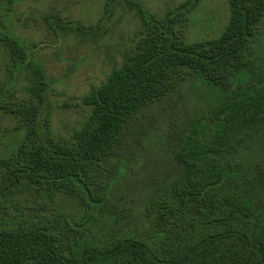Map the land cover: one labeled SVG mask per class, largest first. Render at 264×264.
<instances>
[{
	"label": "trees",
	"instance_id": "1",
	"mask_svg": "<svg viewBox=\"0 0 264 264\" xmlns=\"http://www.w3.org/2000/svg\"><path fill=\"white\" fill-rule=\"evenodd\" d=\"M201 1L185 0L161 17L140 8L142 31L134 49L83 98L90 114L69 140L52 132L42 65L35 70V104L0 103V111L16 119L21 139H11L0 169L9 180H27L49 196L73 197L81 209L77 218L25 219L0 206V264H264V203L255 207L254 201L261 179L243 157L248 138L264 123V76L250 73L264 0H228L230 20L220 36L187 43L177 26ZM4 28L0 21L2 41L21 60V72L27 49ZM192 74L222 90V101L209 123L202 117L190 122L177 154L181 178L151 205L157 229L115 228L97 238L92 226L116 181L108 178L107 164L122 137L145 107L179 90ZM124 162L118 161L120 170Z\"/></svg>",
	"mask_w": 264,
	"mask_h": 264
},
{
	"label": "rangeland",
	"instance_id": "2",
	"mask_svg": "<svg viewBox=\"0 0 264 264\" xmlns=\"http://www.w3.org/2000/svg\"><path fill=\"white\" fill-rule=\"evenodd\" d=\"M185 0H0V21L11 36L23 43L28 57H11L0 36V103L20 108L35 104L38 75L42 65L49 80L45 112L50 115L52 132L66 141L90 114L83 98L104 83L118 68L126 53L134 49L142 31L140 8L161 17ZM230 20L228 0H202L195 11L177 28L185 42L196 43L220 36ZM250 73L264 76V20L254 44ZM243 78V77H242ZM222 90L199 74H192L179 90L145 107L122 137L117 155L107 164V175L116 180L108 206L98 215L92 229L104 238L115 228L151 232L157 229L152 203L171 191L181 178L177 154L189 134V125L199 117L209 123L212 111L222 101ZM17 121L0 111V155L12 151ZM132 131V132H131ZM243 157L258 171L261 185L255 207L264 203V123ZM124 159L123 169L119 160ZM118 177V178H117ZM0 206L31 215H63L77 218L78 200L59 194L47 195L27 180H9L0 169Z\"/></svg>",
	"mask_w": 264,
	"mask_h": 264
}]
</instances>
